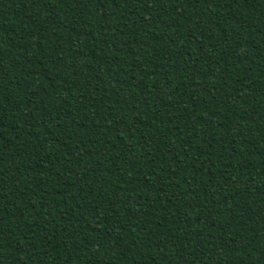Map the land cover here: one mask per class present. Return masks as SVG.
Instances as JSON below:
<instances>
[{
  "label": "trees",
  "instance_id": "obj_1",
  "mask_svg": "<svg viewBox=\"0 0 264 264\" xmlns=\"http://www.w3.org/2000/svg\"><path fill=\"white\" fill-rule=\"evenodd\" d=\"M0 264H264V0H0Z\"/></svg>",
  "mask_w": 264,
  "mask_h": 264
}]
</instances>
